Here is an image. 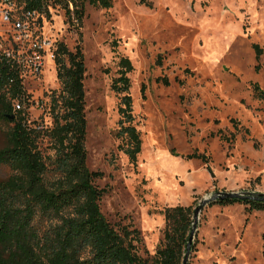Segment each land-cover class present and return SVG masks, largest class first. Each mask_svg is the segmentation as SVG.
Returning a JSON list of instances; mask_svg holds the SVG:
<instances>
[{"label": "rangeland", "instance_id": "374dc122", "mask_svg": "<svg viewBox=\"0 0 264 264\" xmlns=\"http://www.w3.org/2000/svg\"><path fill=\"white\" fill-rule=\"evenodd\" d=\"M110 1L108 9L86 3L80 25L57 6L42 22L52 53L57 43L81 49L86 166L101 174L93 181L104 190L99 207L115 229L138 231V253L151 264L164 241V210L194 209L219 191L264 194V100L253 92L254 84L264 90V0ZM4 31L0 50L11 41ZM121 57L133 68L129 95L142 142L135 163L116 137L121 95L111 83ZM22 82L20 113L39 132L42 157L53 158L47 132L61 92L53 59L38 80ZM12 127L0 122V148ZM9 175L0 166V180ZM263 235L264 211L208 204L187 264H264Z\"/></svg>", "mask_w": 264, "mask_h": 264}, {"label": "trees", "instance_id": "16d2710c", "mask_svg": "<svg viewBox=\"0 0 264 264\" xmlns=\"http://www.w3.org/2000/svg\"><path fill=\"white\" fill-rule=\"evenodd\" d=\"M19 2L27 10L47 15L50 7H60L78 25L86 3L104 9L112 6L110 0ZM255 51L258 59L260 49L256 46ZM54 63L61 92L52 98L53 127L47 137L54 156L50 158L42 157L38 150L39 132L27 125L20 112H12V100L23 93L21 79L0 56V122L13 123L6 145L0 148V166L10 170V175L0 180V264H149L138 253V231L129 226L115 229L99 207L104 190L93 181L101 174L86 166L85 67L80 47L69 51L63 43H57ZM117 67V77L111 83V90L121 95L116 137L124 140V153L135 163L142 142L133 125L129 95L128 74L133 68L126 57L119 58ZM161 82L168 85L166 79ZM253 92L258 100H264V90L258 85H253ZM188 158L207 162L200 155ZM235 203L245 205L249 212L264 211V202L252 200L224 199L209 205ZM163 215L164 241L151 264H181L193 208L175 206L164 210ZM262 241L264 258V235Z\"/></svg>", "mask_w": 264, "mask_h": 264}, {"label": "built area", "instance_id": "2783aa9c", "mask_svg": "<svg viewBox=\"0 0 264 264\" xmlns=\"http://www.w3.org/2000/svg\"><path fill=\"white\" fill-rule=\"evenodd\" d=\"M17 1L19 0H0V40L5 33L4 28L11 33L9 49L0 50V56L17 72L23 89V93L12 100V112L15 113L24 110L27 99L22 81L38 80L43 74L47 59L54 61L56 50L55 48L52 53L53 42L45 30V21L42 22L50 15L27 10L20 2V8L17 9Z\"/></svg>", "mask_w": 264, "mask_h": 264}, {"label": "water", "instance_id": "95a60500", "mask_svg": "<svg viewBox=\"0 0 264 264\" xmlns=\"http://www.w3.org/2000/svg\"><path fill=\"white\" fill-rule=\"evenodd\" d=\"M12 119V116L9 118ZM224 199H239V200H252V201H260L264 202V194L261 193H252L248 191H240V192H215L210 194L208 197H204L199 204L193 209V215H192V224L190 227V232L188 235V240L185 248V253L182 259L181 264H187L188 254L190 251V246L192 242V238L197 226V220L200 212L202 209L210 204L211 202L217 201V200H224Z\"/></svg>", "mask_w": 264, "mask_h": 264}]
</instances>
